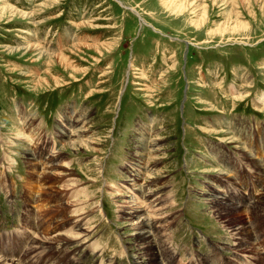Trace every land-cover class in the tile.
Here are the masks:
<instances>
[{"label":"rangeland","instance_id":"obj_1","mask_svg":"<svg viewBox=\"0 0 264 264\" xmlns=\"http://www.w3.org/2000/svg\"><path fill=\"white\" fill-rule=\"evenodd\" d=\"M263 151L264 0H0L3 261L264 264Z\"/></svg>","mask_w":264,"mask_h":264},{"label":"bare ground","instance_id":"obj_2","mask_svg":"<svg viewBox=\"0 0 264 264\" xmlns=\"http://www.w3.org/2000/svg\"><path fill=\"white\" fill-rule=\"evenodd\" d=\"M72 146H73V145H72ZM37 153H38V152H37ZM263 154H264V151H263ZM263 154H262V155H263ZM51 155L54 157V154H53V153H51ZM262 155H261V156H262ZM41 156H42V155H41ZM251 156L254 157V155H252V154H251ZM261 156H260V157H261ZM37 157H38V156H37ZM262 157H264V156H262ZM44 159H47V158H44ZM258 159H259V158H258ZM259 160H260V159H259ZM229 161H230V160L226 161V163L229 164ZM260 163H261V160H260ZM45 164H46V162H45ZM261 164H262V163H261ZM46 165H47V164H46ZM48 165H49V166H48L49 170H56V171H57V167H58L57 164L55 165V164H53L52 161H51V164H48ZM53 167H54V169H53ZM262 173L264 174V168H263V170H262ZM235 207H237L236 209L239 208V206H235ZM258 209H259V208H258ZM135 211H136V210H135ZM233 211H234V210H233ZM226 212H227V211H226ZM140 213H141V212H140ZM140 213H137L138 216H141ZM131 214H132V213H131ZM131 214H130V215H131ZM37 216H38V215H37ZM136 217H137V216H136ZM40 219H41L42 221L45 220L42 216L39 218V220H40ZM39 220H38L37 225H35V227H37V226L39 227V225H38V224H39ZM130 220H131V219H130ZM74 223H75V222H74ZM144 224H145V223H144ZM75 225L77 226V227L75 226V228H80V227H81L80 221H77ZM138 228H139V227H138ZM144 228H145V227H144ZM144 228L141 229V230L143 231L142 235L147 236L149 233H148V232H145V229H144ZM240 228H241V227H240ZM83 230H84V229H83ZM152 230L154 231V228H152ZM136 231H137V230H136ZM138 231H139V230H138ZM142 231H141V232H142ZM150 231H151V230H150ZM153 231H152V232H153ZM150 233H151V232H150ZM140 235H141V234H140ZM243 235H244V234H243ZM243 235H242V236H243ZM77 236H78V235H77ZM145 238H146V237H145ZM148 238H149V237L146 238L147 241L150 240V238H149V239H148ZM149 242H150V241H149ZM243 242H244V241H243ZM150 244H151V243H150ZM244 246H245V245H244ZM244 246H243V245H239V246H238V249H243ZM246 246H247V245H246ZM247 247H248V246H247ZM247 247H246V248H247ZM252 247H253V246H250V250H251V251H254V249H253ZM56 251H57V253H59V254L62 253L61 251H58V249H56ZM167 251H168V250H167ZM165 252H166V251H165ZM154 253H155V252H154ZM171 255H172V254H171ZM172 256H173V255H172ZM172 256H171V258H172ZM248 258H249V257H248ZM173 259H174V258H173ZM249 259H250V258H249ZM245 260H246V259H245ZM262 260H263V259H262ZM37 261H38V260H37ZM153 261H154V260H153ZM172 261H173V260H172ZM70 262H71V261H70ZM142 262H143V261H142ZM173 262H174V261H173ZM246 262H247V261H246ZM53 263H54L53 256L50 255V260H49L48 262H46V264H53ZM211 263H213V262L211 261ZM216 263H217V262H216ZM261 263H262V262H261ZM0 264H17V263H15V260H14L13 262H8V261H3V259L0 258ZM18 264H19V263H18ZM73 264H75V263L73 262ZM137 264H138V263H137Z\"/></svg>","mask_w":264,"mask_h":264},{"label":"crops","instance_id":"obj_3","mask_svg":"<svg viewBox=\"0 0 264 264\" xmlns=\"http://www.w3.org/2000/svg\"><path fill=\"white\" fill-rule=\"evenodd\" d=\"M228 120H229V119H228ZM227 123H228L227 127H229L230 124H231V122H228V121H227ZM245 123L247 124V129L249 130L250 124H251V123L254 124V121H253V120L246 119Z\"/></svg>","mask_w":264,"mask_h":264}]
</instances>
